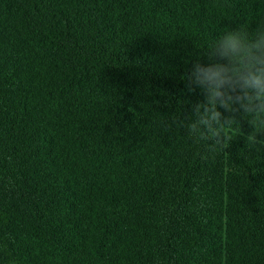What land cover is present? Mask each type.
<instances>
[{"label": "trees", "instance_id": "1", "mask_svg": "<svg viewBox=\"0 0 264 264\" xmlns=\"http://www.w3.org/2000/svg\"><path fill=\"white\" fill-rule=\"evenodd\" d=\"M241 29L264 0H0V264H264V134L188 127Z\"/></svg>", "mask_w": 264, "mask_h": 264}, {"label": "clouds", "instance_id": "2", "mask_svg": "<svg viewBox=\"0 0 264 264\" xmlns=\"http://www.w3.org/2000/svg\"><path fill=\"white\" fill-rule=\"evenodd\" d=\"M223 42L231 52L229 67L196 65V83L206 93L207 104L196 106L197 113L200 108H204V112L188 126L191 139L197 143L210 139L214 143L209 146L220 150L232 140L229 131L235 122L234 113L238 111L251 117L249 123L253 131L247 135L249 144H256L257 135L264 134V38L250 39L247 31L241 29L228 32ZM225 85L227 89L221 91ZM236 104L239 108L233 107ZM218 105L229 115L221 118L222 114L216 110ZM200 125L206 126V131L201 130ZM259 143L264 146V141Z\"/></svg>", "mask_w": 264, "mask_h": 264}]
</instances>
